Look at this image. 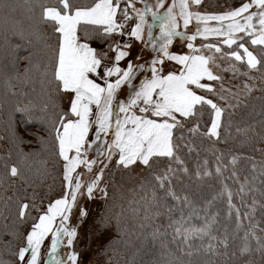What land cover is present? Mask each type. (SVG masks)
<instances>
[{
    "label": "snow or ice",
    "instance_id": "6c2138e0",
    "mask_svg": "<svg viewBox=\"0 0 264 264\" xmlns=\"http://www.w3.org/2000/svg\"><path fill=\"white\" fill-rule=\"evenodd\" d=\"M56 2L60 5L59 7L47 6V0H39L41 13L38 24H47L52 28L53 34H59L58 44L55 47L45 45L51 51L46 53L47 61L41 74V86L46 100L40 110L48 115L40 118L33 117L32 109L36 105L32 101H29L31 108L25 106L18 108L17 111L25 114L26 123L38 120L39 123L45 125V130L52 142V150L49 154L56 157L53 166L55 167L60 161L63 162L61 175L64 191L63 195L54 201H49L44 206V199L39 198L35 191L37 185L22 177L16 165L10 167L11 177L21 176L28 187L34 189L30 204L21 203L23 197H16L15 203L19 208L18 221L13 220L10 231L0 232V240L4 235L12 237L5 247L20 264H39L40 248L49 234H51L50 251L44 264H77L78 257L75 252L65 256L59 254L58 250L64 243L62 237L68 238L66 243L69 248L78 238V226L83 224L89 215L88 209L80 203L82 198L93 200L96 198L94 195L96 191L101 192L103 197L107 198V188L100 185L105 169L108 168L113 157H117V164L125 169H131L137 164L153 168L157 164L154 157H168L177 164H182L180 157L176 155V146L173 144V129L184 127V123L178 120L177 114L185 120L195 119L203 114L205 106H209L214 118L205 135L219 138L222 116L226 109L196 91L200 89L215 93L211 85L202 81L223 80L222 76L214 74L213 71L214 67H219L216 64V53H221L220 59L230 57L235 61L246 63L249 70H255L258 65L262 64V60L258 59L248 47H245L244 43H238V40H243L244 37L237 36V34L244 33L251 37V45L264 46V0H246L239 7L222 14H201L198 11L189 10L190 5L198 7L203 0H178L179 16L185 28L193 19L198 25L201 23L204 25L203 29L197 27L196 34L188 36V40H195L197 35L207 39L208 35L215 34L225 37L222 44L227 45L228 48L231 49L233 45H237V49H243V54L237 49H232L229 53L223 52L217 44L204 45L203 47L210 51L214 49L211 55L169 53V46L173 43L174 37L185 38V33L177 30L180 26L174 12L177 0H173L171 6L163 13L154 10L147 0H144L142 8L136 7L137 0H93L90 5L85 6H79L76 0H56ZM122 3L123 7H121ZM163 7L164 0H157L155 8ZM253 7L257 9L256 12L250 11ZM130 12L135 15H130ZM149 16L150 20L146 18ZM130 20L134 21V24L130 31H126L127 22ZM254 20L258 21V29L253 23ZM209 21L220 22V25L209 27ZM225 21L229 23L225 25L223 23ZM153 29H159L158 36L153 35ZM145 33L150 42L160 41L159 52L163 54V57L175 61L182 67L179 72H168L163 75L164 58L158 56L149 62L151 79L142 80L139 90H136L133 80L136 78L137 70H144V64H136L130 59L133 48L131 41H114L113 37L127 35L135 41L143 42ZM34 34L38 35V38L43 35L42 33ZM93 40L104 43L105 48L92 47L90 42ZM187 47L193 49V44L188 43ZM152 48L156 50L155 43L152 44ZM261 55L264 57V48L261 49ZM135 59L140 60L141 57L137 55ZM121 61H126V68L120 67ZM29 62L31 63V53ZM156 65L161 67L158 68ZM224 70L240 73V69L234 63ZM27 71L26 69L25 72ZM240 74L247 75V72ZM125 84L134 91V95L127 101H120L117 93ZM244 88L247 89V93H251L252 89L247 84ZM221 90L226 91L223 84H221ZM232 95L235 97V103L229 104L228 108H239L242 105L247 107L244 100L240 98V93ZM64 97L68 98L67 110L61 107L57 99ZM219 99L224 100L225 97L220 96ZM114 101H116L119 112L125 114L123 120L116 117L115 128L112 127ZM134 108H138L140 113L150 112L151 116L162 119L158 121L147 115H136L135 112H131ZM262 111H264V106H262ZM229 126H231V121H229ZM198 130V124L190 129L191 132ZM93 131L94 139H90L89 134ZM250 131H253L250 125L247 127L237 125L236 127L238 134L247 135ZM38 139L47 147L48 141H44L42 137ZM261 139L264 140V136ZM260 151L264 152V149ZM90 152H94L91 158L89 157ZM19 163H23V158ZM47 163V160L41 161L43 171L37 170L41 183L51 175V171L46 167ZM231 163L235 165L237 158L233 157ZM82 166L88 173L93 171L94 166L99 167L100 170L90 181H83L81 179L83 173L77 171ZM183 171L187 172V169ZM216 171L220 173L221 169L217 167ZM173 174L174 170L171 167L160 174H154L156 185L153 186L151 201L157 208L160 206V201L168 197L177 201L181 200V197L177 196L171 187ZM196 175L199 177L201 173L197 171ZM204 175H210V173L205 172ZM157 187L164 190L163 197L156 192ZM240 190L243 192V184ZM49 191H52L51 186ZM227 196L230 209L234 208L235 206L231 204L232 193L229 191ZM8 199L12 200V197ZM38 199L39 203H37ZM182 199L185 204H191L187 196ZM74 209L78 210L79 224L68 226ZM32 211H35L37 215L31 216ZM167 211L169 213L168 224L153 230L151 233L153 240L159 239L164 234L161 228H164L165 232L167 229H172L173 240L182 237L183 243L192 249L187 252L189 257L194 253H203L206 258L202 264H217L213 257L219 256L228 258L223 264H230L231 258L237 256L236 252L229 255L227 234L223 238L211 234V225L215 222V217L197 226L191 223V215L185 217L181 213L177 219L171 215L173 212L171 207ZM236 211L239 217V210ZM160 215L159 211L154 213L155 217ZM29 218L33 220V223L27 234L23 236V246L11 252L12 246L21 239L18 224H23ZM151 218L144 216L145 220ZM111 224L112 218L105 215L100 218L98 228H103L107 232ZM143 227L144 225L141 224V228ZM4 228H9V226L4 225ZM204 237L209 238L206 245L194 248L190 243L193 238L203 240ZM250 237L255 240V251L260 253L261 260L264 262V237L256 236L254 232H247L242 238L243 245L238 250V258L250 256L253 252ZM0 264H13V262L5 261L0 256ZM188 264H195V262L189 261ZM246 264H255V261L249 259Z\"/></svg>",
    "mask_w": 264,
    "mask_h": 264
},
{
    "label": "trees",
    "instance_id": "16d2710c",
    "mask_svg": "<svg viewBox=\"0 0 264 264\" xmlns=\"http://www.w3.org/2000/svg\"><path fill=\"white\" fill-rule=\"evenodd\" d=\"M245 1L206 0L205 8H218L219 3L240 5ZM76 2L79 6H85L90 5L93 0ZM212 3L215 6H212ZM47 6L60 5L56 0H47ZM40 13L39 0H0V232L10 231L13 220L18 221L19 208L15 203L17 196L23 197L21 203L32 202L30 197L34 189L28 187L21 176L37 185L35 191L39 198L44 199L45 204L62 186V161L53 166L56 157L49 154L52 142L45 125L38 120L26 123L25 114L17 111L25 106L31 108L29 101H32L36 105L32 109L33 117L48 115L40 110L46 100L41 86V74L47 61L46 53L51 51L45 45L55 47L59 34H53L52 28L47 24H38ZM34 33L43 35L38 38ZM238 42L247 43L256 53L257 58L262 60L258 69L264 71V57L261 55L264 46L251 45L248 38ZM90 43L97 49L105 46L96 40ZM57 99L61 105V99ZM243 100L247 107L242 105L225 111L219 138L215 140L191 136L184 128L173 129V144L182 164H177L168 157H154L157 164L153 168L145 166L140 175H133L130 169L118 164L108 170L105 178L108 195L99 215L112 218L109 228L112 232L106 241L96 247L98 263L188 264L193 261L195 264H202L206 258L203 253H194L189 257L187 252L192 249L183 243L182 237L173 240L172 229L165 232L164 228H161L164 234L157 240L152 239L151 233L155 228L168 224L167 209L171 207L173 218L178 219L181 213L185 217L191 215V223L197 226L215 217L211 234L220 238L227 234L229 255L232 252L237 253L236 257L231 258L230 264H246L249 259L255 261V264H264L260 253L255 251V240L251 237L249 239L253 252L250 256L238 258V250L243 245L242 238L247 232L264 237V231H261L264 229V152L260 151L264 149V140L261 139L264 136V87L257 93H248ZM211 112L209 106H205V111L199 116L202 120L198 119L203 126L208 125ZM237 125H250L253 131L247 135L238 134ZM38 137L48 141L47 147ZM233 157L237 158L235 165L231 163ZM21 158L23 163H19ZM44 160L48 161L46 167L51 171V175L41 183L37 170L43 171L41 161ZM13 165L20 169L21 176L9 175V169ZM169 167L174 170L171 187L181 200L168 197L161 200L157 208L151 201L153 186L156 185L153 177ZM217 167L221 169L220 173H217ZM185 168L187 172L183 171ZM197 171L201 173L199 177L196 175ZM205 172L210 175H204ZM241 184L244 185L243 192L240 190ZM50 186L52 191H49ZM155 190L160 197L164 196V190L158 187ZM229 191L232 193L231 204L235 206L231 209L227 196ZM184 196L191 201L190 205L183 202ZM9 197H12V200H9ZM156 211L161 213L159 217L154 216ZM36 215L37 213L32 211L31 216ZM145 215L152 218L145 220ZM32 223L33 220L29 218L23 224H18L21 239L12 246L11 252H15L23 244V236ZM141 224L144 225L143 228ZM4 225L9 228H4ZM98 230L102 232L104 229ZM9 240H12L10 235H4L0 240V256L5 261L17 264L16 257L5 247ZM208 242V237L203 240L193 238L190 241L194 248ZM227 259L223 256L213 257L217 264H223Z\"/></svg>",
    "mask_w": 264,
    "mask_h": 264
},
{
    "label": "rangeland",
    "instance_id": "374dc122",
    "mask_svg": "<svg viewBox=\"0 0 264 264\" xmlns=\"http://www.w3.org/2000/svg\"><path fill=\"white\" fill-rule=\"evenodd\" d=\"M148 4L153 6L154 10H157L159 12H165L166 9L171 6L173 0H164V7L156 9L155 5L157 3V0H147ZM246 2V1H245ZM241 5V4H240ZM240 5H231L227 3H222L218 4V8L212 7L206 10L207 5H206V0H203V3L196 7V6H191L189 10L193 12H200L201 14H222L226 11L232 10L236 7H239ZM144 6V0H137L136 2V7L137 8H142ZM212 6H215L214 3H212ZM206 7V8H205ZM250 11L256 12L257 9L253 7ZM175 14L178 15V23H179V28L177 29L180 32L185 33V38L181 37H174L173 38V43L169 46V53L170 54H180V55H211L214 52L213 50H208L204 48L203 46L206 44H217L222 48L223 52H231L232 49H237V45H233L232 48H228L227 45L222 44V41L225 39L224 38H219V36H216L215 34H210L212 36L207 37L205 39L203 36L200 35L199 38L196 37L195 40H188V36H192L196 34L197 27L200 29H203L204 25L197 24L195 19L191 21V23L187 26V28L184 27L183 25V20L179 16V6H178V0H177V7L174 9ZM135 15V13L130 12ZM147 19L150 20V16L146 17ZM239 19V18H238ZM225 25L229 23V21L223 22ZM241 23H243V20H241ZM253 23L256 25V28H259L258 21L254 20ZM211 24V27H218L220 23L217 21H209L208 26ZM153 35L158 36L159 35V29H153ZM198 36V35H197ZM237 36H243L244 38H248L249 40L251 37H248L244 33H238ZM116 41V37L113 39ZM156 44V50H153L152 44ZM188 43L193 44V49L198 50L194 51L193 49H189L187 47ZM239 43V42H238ZM134 41L133 42V48H132V56H135L137 52L139 55L143 57V62H137L138 64H144V70H137L136 72V78L133 80V84L136 85V90H139V84L142 80L144 79H151V72H150V67L151 64L149 63L152 59L160 56L164 58V64H163V75H166L168 72H179L181 70V65L177 64L175 61H170L166 57H163V54L159 52V44L160 41H152L150 42L148 40L147 34L145 33L144 36V41L141 42ZM245 47H248L250 51H254L245 43ZM93 47V46H92ZM105 46L101 47V49H104ZM138 49V51H137ZM140 49V51H139ZM238 51L241 50L243 54V49H237ZM141 53V54H140ZM221 56V53H216V64L219 65L218 68H213L214 74H219L220 76L223 77L222 81H202L203 83L211 85L215 89V93H210L207 92L206 90H200L197 89V93L201 95H205L207 98H210L213 100V102L217 103L218 105L224 107L227 110H230L232 108H228V105L231 103H235V97L232 95L233 93H240V98L243 99L245 96L248 95L247 89L244 88V85L247 84L252 91L258 92L261 87H264V71H259V69L255 70H249L246 66V63L238 62L235 61L234 59H231L230 57H225L224 59H220L219 57ZM246 60V57H245ZM134 62V61H133ZM135 63V62H134ZM236 64V66L240 69V73L247 72V75H243L240 73H233L232 71H225L224 69H228L231 64ZM124 64V63H123ZM126 61H125V66L123 68H126ZM156 67H161L160 65H156ZM221 84H223V88L226 91L221 90ZM251 91V92H252ZM134 95V91L130 89L126 84L119 89L117 93L118 100L120 101H127ZM220 96H224L225 99L221 100L219 99ZM114 105V115L112 117L113 124L112 127L115 128V119L118 116L121 120L124 118V113L119 112V108L116 105V101L113 102ZM61 106L64 110H67L68 108V98L64 97L61 99ZM142 106V105H141ZM210 108V107H209ZM95 110V109H94ZM212 111V110H211ZM131 112H135V114L140 113L138 108H134L131 110ZM130 112V113H131ZM147 115L149 118L156 119V120H161L162 118L154 117L151 116V113H143V116ZM178 120H181L184 123V129L190 133L191 136H199L201 138H206L207 140H215L216 137H211L208 135H205V133L210 129L211 127V120L214 118L213 113L211 112L210 116V121L208 122L207 126H203L198 119H201L200 117L198 118H189L188 120H185L183 117H180L179 114H177ZM202 120V119H201ZM199 125V130L196 132H191L190 129L194 128ZM90 139H94V131L90 132ZM176 152V151H175ZM94 152L89 153V157H93ZM63 163V162H62ZM117 164V157H113L111 163L108 165V168L105 169L104 172V178L101 182V187H106V176L108 170L114 165ZM99 167L94 166L93 171L91 173H88L87 170L82 166L80 169H78V172H82L83 175L81 179L83 181H90L93 179L96 173L99 172ZM131 174L133 175H140L143 173L145 170V166L142 164H137L134 165L131 169ZM63 183L61 186V189L54 195V197L50 201H54L55 199L59 198L61 195H63ZM95 199L93 200H88L87 198H82L80 203H82L87 209H88V218L83 224H79L78 222V210L74 209L71 218L69 221L68 226H78V238L74 241L73 245L71 248L67 246V237H62V240L64 241L63 245L59 248V254L61 256H65L66 254H69L71 252H75L77 254V264H100L97 261L96 258V247H98L100 244H102L104 241H106L110 235H111V230L108 229L107 232L104 230L102 232H99L98 225H99V220L101 216L99 215L100 210L102 209V204L105 200L103 197V194L99 191H96L94 193ZM48 203V202H47ZM45 204V206L47 205ZM57 223H59L57 221ZM30 230V228L27 229V232ZM26 232V234H27ZM50 244H51V234H49L48 238L44 241L43 245L40 248V259H39V264H44V262L48 259V253L50 251ZM23 246V244L21 245ZM17 264H20L19 261H17Z\"/></svg>",
    "mask_w": 264,
    "mask_h": 264
},
{
    "label": "crops",
    "instance_id": "0c3cea01",
    "mask_svg": "<svg viewBox=\"0 0 264 264\" xmlns=\"http://www.w3.org/2000/svg\"><path fill=\"white\" fill-rule=\"evenodd\" d=\"M124 5H123V3L121 4V7H123ZM130 15H133L132 13H130ZM176 16H177V18H178V15L176 14ZM218 23H220V22H218ZM133 24H134V21H132V20H130V21H128L127 22V28H126V31H130V29H131V27L133 26ZM209 27H211V24L209 25ZM209 36H212V35H209ZM217 36V35H216ZM116 37V41H121V40H123V41H125V42H127V41H131L132 43L135 41V39L134 38H131V37H129V36H127V35H125L124 37H120V36H115ZM197 38H199L200 37V35H198V36H196ZM224 38L223 36H219V38ZM137 42H140V46L142 45L141 44V41H137ZM137 51H138V49H137ZM139 51H140V49H139ZM141 54V53H140ZM111 55V54H110ZM135 56H131L130 57V59H132L136 64H138L137 62H143V57L141 56V55H139V53L137 52L136 54H134ZM137 55H139L140 57H141V59L140 60H136L135 59V57L137 56ZM124 63V64H123ZM125 66V61H121V63H120V67H124ZM113 79H115V78H113ZM129 114H131V113H129ZM136 115H141V116H143V113H138V114H136ZM90 136V135H89ZM18 261V260H17Z\"/></svg>",
    "mask_w": 264,
    "mask_h": 264
}]
</instances>
